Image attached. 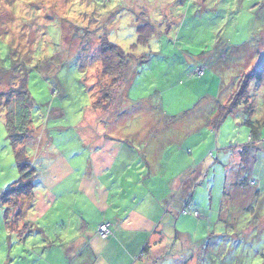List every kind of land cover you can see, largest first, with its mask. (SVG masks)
<instances>
[{"label": "clouds", "instance_id": "1", "mask_svg": "<svg viewBox=\"0 0 264 264\" xmlns=\"http://www.w3.org/2000/svg\"><path fill=\"white\" fill-rule=\"evenodd\" d=\"M29 229L61 264H264V0H0V240Z\"/></svg>", "mask_w": 264, "mask_h": 264}, {"label": "rangeland", "instance_id": "2", "mask_svg": "<svg viewBox=\"0 0 264 264\" xmlns=\"http://www.w3.org/2000/svg\"><path fill=\"white\" fill-rule=\"evenodd\" d=\"M259 12V10H257ZM257 71V70H256ZM21 176H18L17 179H20ZM15 183V181H13ZM8 211L7 209L5 210ZM4 221H7V216H4ZM30 230V229H29ZM30 232L26 233L28 235L29 240H31L32 235L29 237ZM228 247H233L234 242L231 239V237L226 241ZM248 241L241 240L239 242L235 243L236 249L242 250L247 245ZM24 245L22 242L18 240V236L16 235V238H13L11 235L7 237L6 240H0V264H24V261H28V256L33 255L32 251L31 253H24ZM20 249V252H17V249ZM23 253V254H22ZM254 258H261L264 259V252H262L260 249H256L252 253ZM61 264V262L59 261Z\"/></svg>", "mask_w": 264, "mask_h": 264}, {"label": "trees", "instance_id": "3", "mask_svg": "<svg viewBox=\"0 0 264 264\" xmlns=\"http://www.w3.org/2000/svg\"><path fill=\"white\" fill-rule=\"evenodd\" d=\"M253 7H255V4H253ZM257 10H259V9H257ZM254 71H256V69H254ZM20 179H23V177L21 176ZM15 194H16V193H10V194H9V199L11 198L12 195H15ZM5 203H8V199L5 200ZM21 212H22L21 209H17L16 216L19 217V216L21 215ZM25 227H27V225H25ZM28 232L31 233V234H29V237H30V236L33 234V232H32V231H28ZM17 234H18V235H19V234H22V239L28 237V235H26L25 233H17ZM27 240H28V242H29V241H34V242H35V241H38L39 244H40L39 250H40V252H42V253H46L47 251H50V250L53 248V246L50 245V244L47 242V240L45 239V237H44V238H41L40 235L35 236V237H34V235H32L31 240H29V238H28V239L25 240V242H27ZM28 242H27V243H28ZM25 249H27V248L25 247L24 250H25ZM24 250H23V251H24Z\"/></svg>", "mask_w": 264, "mask_h": 264}, {"label": "crops", "instance_id": "4", "mask_svg": "<svg viewBox=\"0 0 264 264\" xmlns=\"http://www.w3.org/2000/svg\"><path fill=\"white\" fill-rule=\"evenodd\" d=\"M30 207H31V206H30ZM29 231H32V232H33L32 235H34V237L40 235L41 238H44V236H42V235L40 234V233L43 231V229H30ZM16 235L18 236V240H19L20 242H22L23 244H27L28 240H27V242H25V240L28 239V237L22 239V234H19V235L16 234ZM23 252H24V253H31L30 249H28V248L25 249ZM39 254H42V255L45 256V257H47V256H52V257H53V262H52V264H60L59 261L56 260V258H55V255H54V248H52L50 251H47L46 253H42V252H40V250H39ZM29 257H31L32 264H35V261H36V259H37V256H36V255H31V256L29 255L28 258H29ZM28 260H29V259H28Z\"/></svg>", "mask_w": 264, "mask_h": 264}]
</instances>
